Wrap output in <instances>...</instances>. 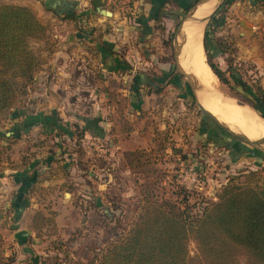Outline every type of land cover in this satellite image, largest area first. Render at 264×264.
<instances>
[{"label": "rangeland", "instance_id": "obj_1", "mask_svg": "<svg viewBox=\"0 0 264 264\" xmlns=\"http://www.w3.org/2000/svg\"><path fill=\"white\" fill-rule=\"evenodd\" d=\"M48 1L0 0L30 6L44 26L28 41L34 55L30 75L18 87L12 107L0 116V177L6 186L0 187V264H98L152 201L184 200L192 216L216 201L226 185H264V149L214 125L196 105L186 78L174 68L172 35L186 12L177 2L169 1L154 18L151 0ZM244 3L248 0H225L222 7H249ZM69 11L73 17L64 15ZM141 20L152 26L143 37ZM106 35L130 61L126 71L110 79L116 87L102 82L110 74L92 65L97 42ZM256 39L262 51L260 66L238 58L236 52L229 53L228 63L223 54H212L210 31V54L203 47L207 62L222 69L231 65L224 80L216 75L220 91L249 104L254 93L264 91V30L257 31ZM166 65L170 72L164 70ZM143 70L151 73L154 83L137 89L134 78ZM59 76L67 82L52 92L66 103L68 122L61 120L62 130L32 126L19 140L4 138L2 131L10 127L8 113L14 108L44 112L45 93L53 80H61ZM97 116L109 131L104 135L83 124L82 117ZM65 129L73 131L68 146L67 135L54 138ZM37 157V178L28 191L31 207L20 222L29 232L20 243L13 238L12 219L3 204L15 185L10 169H21ZM187 251V264H207L198 260L191 237ZM238 264L248 263L240 257Z\"/></svg>", "mask_w": 264, "mask_h": 264}, {"label": "trees", "instance_id": "obj_2", "mask_svg": "<svg viewBox=\"0 0 264 264\" xmlns=\"http://www.w3.org/2000/svg\"><path fill=\"white\" fill-rule=\"evenodd\" d=\"M151 1L155 5L154 18H158L169 1L177 2L183 11L195 2ZM224 2L207 23L203 47L210 54L207 42L210 31L211 45L220 49L228 63L233 45L222 35H216L224 20ZM248 2L264 8V0ZM64 15L74 14L69 11ZM43 28L30 6L0 4V116L12 107L18 87L24 86L22 82L30 75L34 55L28 41ZM208 63L221 80L225 79V71L231 69V65L222 69L210 60ZM252 98L251 105L264 116V91L258 90ZM187 206L184 200L152 201L138 213L128 232L106 249L98 264H187L190 237L196 242L200 262L238 264L240 257H244L248 264H264V185H226L218 199L205 204L197 215H188Z\"/></svg>", "mask_w": 264, "mask_h": 264}, {"label": "crops", "instance_id": "obj_3", "mask_svg": "<svg viewBox=\"0 0 264 264\" xmlns=\"http://www.w3.org/2000/svg\"><path fill=\"white\" fill-rule=\"evenodd\" d=\"M244 4H247L249 7L245 8L244 6H242L240 7L241 10H239V7H237L236 5H228L227 10L224 14V20L222 24L218 26L216 34L222 35L224 38H226L228 42L232 43V45L235 47V50L233 52L237 53L236 56L238 58H241L243 60H254L258 64L259 59H261L262 51L260 50L261 47L257 42L256 37L257 31L264 30V12L260 10V7H254L249 2ZM250 6H252L253 8H250ZM138 28L141 29L142 32V36L140 37L146 36L152 30V26L149 24V22H144L143 20H141V24ZM256 28L257 31H255ZM99 40L100 41L97 42L99 44L98 46H96L97 54H94L92 57V65L94 68H97L100 71H106L108 74H110L109 76L112 75L111 77L108 76V79L103 80L102 82L116 87V83L110 79L113 77V75H116V73L126 71V68L129 67L130 61L126 53L124 51H120V49L117 47V44L111 37H108L106 35L104 36V38H102V40ZM123 40L125 39H122V41ZM214 49L215 51L212 52L222 54L219 48L215 47ZM81 57L84 58L85 55H81ZM164 70L170 72L171 68L166 65V67H164ZM143 71H139V74L135 76V82L133 83V85L137 89H141L140 87H142V85L145 83L148 85L154 83V79L150 76L151 73H147V71L145 70ZM63 72H67L66 74H68L67 70L66 72ZM53 81L54 82L52 84H49L48 92L45 93L47 97V109H44V112L36 111L34 113H25V111H23V109L21 108L12 109V111L7 115V120L10 121V127L8 128L9 131H2V135L4 133V138H9L11 136L13 139L19 140L22 135L26 134L28 136L29 131L31 132L32 130V126L42 125L46 128H49L48 131H53L57 128L62 130L64 124L68 122V119L64 114L63 108L64 106H66V103L62 100L61 97H59V93H54L52 92V90H57V87L59 86L63 87L67 80L66 78H61V80L56 78V80ZM123 94L125 95V93ZM132 99L133 97L130 94L128 100H131V103H133ZM34 102H39V100L37 99ZM53 110L59 112L52 114ZM98 117L99 116L93 118L82 117V119L84 120L83 124L86 128L92 129L93 132L96 131L100 133L103 131L102 133L104 135L109 131L105 130L106 127L102 126V123L104 124V121L100 117ZM61 120L65 121L63 125H61ZM116 122L117 118H115V120L111 122V124H113V126L110 127L111 130H113L112 128L116 127ZM62 133L64 134L56 135L54 136V138L55 140H58L59 137L66 138L67 135L68 139H66L69 140L67 142L68 146V144L73 141V139H71L73 131L65 129ZM55 144L57 145V142ZM55 150L58 156L62 154V151H60L58 147L55 148ZM67 154L70 155L73 153L67 152ZM69 159H73V157L70 156ZM39 161L40 158L37 157L28 164L24 165L21 169H10V173L12 172V174L9 175L10 177H12V179L14 178L15 185L10 197H8V199L4 201L3 205L8 208L7 210H5L8 215V218L10 220L12 219L11 226L12 229H14L13 238L16 242L18 241L21 243L22 241H24L25 234L29 232L27 229L20 227V222H22L23 217L26 215L27 212H29L31 207L30 203L32 198L29 197L30 195L28 191L30 190L31 185L36 181L35 179L37 178L38 171L36 172L34 170V166ZM47 161L48 160H46V162ZM3 180L4 179L0 177V185H2L0 187L5 188L6 186ZM21 237H23L22 240Z\"/></svg>", "mask_w": 264, "mask_h": 264}, {"label": "bare ground", "instance_id": "obj_4", "mask_svg": "<svg viewBox=\"0 0 264 264\" xmlns=\"http://www.w3.org/2000/svg\"><path fill=\"white\" fill-rule=\"evenodd\" d=\"M215 4L216 0L204 2L197 8L194 15L196 17L206 16ZM203 23L204 21L199 22L188 18L179 28L185 33V42L179 55L180 62L203 86L198 91L200 102L219 119L245 133L248 137L264 136V119L245 101L222 92L217 76L205 58L204 43L202 44Z\"/></svg>", "mask_w": 264, "mask_h": 264}, {"label": "water", "instance_id": "obj_5", "mask_svg": "<svg viewBox=\"0 0 264 264\" xmlns=\"http://www.w3.org/2000/svg\"><path fill=\"white\" fill-rule=\"evenodd\" d=\"M209 1V0H195V2H193L188 9L186 10V12L184 13V16L182 17L181 21L178 23V25L176 26V29L172 35V46H173V58H174V68L175 70L179 73L182 74L185 78H186V83L188 84L194 101L196 103V105L198 106V108L200 109V111L205 114L216 126H218L219 128H221L222 130H224L225 132L233 135L234 137L240 139L241 141L251 144V145H255V146H260L264 149V136H260L257 138H250L248 137L245 133L232 128L227 122L222 121L221 119H219L211 110H209L208 108H206L199 100L198 98V91H200L203 86L201 85V83L197 80V78L188 70H186L180 62V51L182 48L183 43L185 42V33L183 31H181L179 28L181 26V24L183 23V21L185 19L188 18H192L193 20H197V21H204L203 23V31H202V43H203V35L205 32V26L207 24V22L209 21L212 13L214 12V10H216L225 0H216V4L214 5L213 9L211 10L210 13H208L206 16L204 17H196L194 15L195 11L197 10V8L203 4L204 2ZM98 9L102 12V13H106L109 14L110 12L103 9V8H99ZM211 67V66H210ZM264 88V86H263ZM241 100V99H240ZM244 101V100H242ZM246 102V101H245ZM248 103V102H247ZM249 104V103H248ZM251 108H253L257 114L262 117L264 119V116H262L251 104H249Z\"/></svg>", "mask_w": 264, "mask_h": 264}]
</instances>
